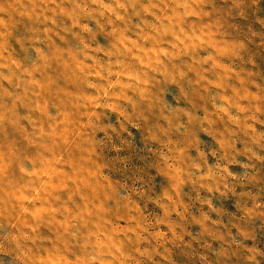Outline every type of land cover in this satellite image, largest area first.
Wrapping results in <instances>:
<instances>
[{
	"label": "clouds",
	"instance_id": "obj_1",
	"mask_svg": "<svg viewBox=\"0 0 264 264\" xmlns=\"http://www.w3.org/2000/svg\"><path fill=\"white\" fill-rule=\"evenodd\" d=\"M202 2L10 0L0 4V28L8 29L10 21L5 17L12 11L29 20L34 19L42 26L38 29L42 38L36 36L31 41L43 45L33 48L39 60L45 67L58 61L62 69L70 70L67 79L76 81L66 84L65 80H60V90L52 95L50 83H41L34 76L40 72V65L25 67L5 44L0 43V109L6 108L5 100L11 101V106L7 107V113L14 117L11 123L15 125L24 120L33 129L32 134L25 137L27 148L33 154L21 156L17 145L0 144V181L15 164L25 182L19 184L11 196L20 202L23 212L33 221L26 224L29 233L21 239L27 247L18 246V258L26 259L29 264H126L127 261L140 264L138 258L152 259L153 254L166 260L160 252L164 246L160 242L168 238L169 233L176 235L173 217L183 218L188 213L190 205L186 197L191 200L194 194L201 207L206 205L216 211L212 194H224L229 189V181L239 179L227 160L229 151L236 148L235 137L246 134L253 145L264 139V133L257 128V125L264 127V119L243 104H233L227 95L221 97L223 104L212 105L209 114L201 116L197 112L184 111L183 119L175 117L174 125L166 119L164 122L171 125L168 131L174 135L153 140L143 153L148 159L138 165L143 168L139 175L129 172L122 179L111 174L108 168L99 167L102 141L105 135L116 131L112 122L124 117L128 112L125 105H133L134 97L147 93L153 74L164 77L169 73L170 64L185 58L193 63L216 62L211 53L203 51L200 61L195 59L196 51L208 45L210 40L208 26L198 28L195 25L201 17L198 6ZM130 10L132 16L140 20L133 26L135 30L129 27L132 24ZM58 17L64 18L66 23L58 24ZM144 17H151L155 23ZM84 19H91L102 31L105 25L100 20H107L106 34L111 42L104 41L89 23H82ZM185 20L192 24L185 27ZM7 34L0 32V38ZM49 45L53 49L52 55L45 51ZM211 51L218 49L212 45ZM232 72L235 74V70ZM50 97L55 101L51 110ZM17 105L27 109L28 114L18 116ZM232 108H237L239 114H234ZM102 117L108 123L99 127L95 136L90 135L89 130L96 129ZM4 118L0 113V122ZM216 120L225 121L224 126L218 127ZM137 133L138 129L133 126L130 134ZM73 138L83 157L84 171L78 173H73L63 163V154L53 151L54 145H68ZM248 152L254 159L264 161L253 147H249ZM111 154L106 148L103 150L104 156ZM156 157L163 175L157 167H148ZM93 172L122 180L123 207L129 211L127 225L121 219L117 228L106 217L95 215L101 205L97 202L99 197L91 195V191L100 181ZM70 174L74 178H70ZM162 184L167 185L164 190H161ZM73 189L81 192L77 199L84 201L83 208L76 211L59 195ZM85 191L88 196L83 195ZM153 209L157 214L150 218ZM201 215V225L211 220L213 224L226 226L223 220H212L207 212ZM41 221L51 226V236H40ZM162 228H167L168 232ZM154 242L156 247H143ZM126 244L132 245L130 251H125ZM73 247L82 251L73 252ZM0 254H7L2 245Z\"/></svg>",
	"mask_w": 264,
	"mask_h": 264
},
{
	"label": "rangeland",
	"instance_id": "obj_2",
	"mask_svg": "<svg viewBox=\"0 0 264 264\" xmlns=\"http://www.w3.org/2000/svg\"><path fill=\"white\" fill-rule=\"evenodd\" d=\"M9 2L10 0H0V4ZM147 2L148 0H141V3ZM136 7L139 9L140 5ZM160 7L163 8V5ZM198 10H201V17L195 21V25L198 28L207 25L210 40L208 45L196 51L195 59L200 61L203 51L211 53L216 62L193 63L185 58L170 64L168 75L164 77L152 75V83L147 93L134 97L133 105H125L128 112L124 117H118V122H112L116 131L105 135L102 141L99 167L108 168L111 174L119 175L123 179L129 172L137 175L142 173L143 168L138 165L148 159L143 153L147 152L153 140H162L165 135H174L168 131L171 125L164 122L166 119L171 120L174 125L177 122L175 117L183 119L184 111L197 112L201 116L209 114L213 104H223L222 96L227 95L233 104H243L245 108L264 119V0H203ZM204 13L210 15L205 16ZM129 16L132 19L129 27L140 23L139 18L132 16L131 10ZM5 18L10 21L8 29L0 28V32L8 34L0 38V43L5 44L11 54L25 67L40 65V72L34 73V76L41 83H50L49 92L52 95L60 90L58 83L60 80H65L66 84L76 83L67 79L71 74L70 70L62 69L58 66V61H52L45 67L43 61H40L33 51L34 47H43L41 44L31 42L36 36L42 38L41 32L38 31L42 26L38 22L17 15L14 11ZM144 18L155 23L151 17ZM57 22L66 23L62 17H58ZM81 22L89 23L93 31L102 36L104 41L111 42V38L106 34L107 20H100V23L105 25L104 31L91 19H84ZM183 23L188 27L192 21L185 20ZM212 45H215L218 51L212 52ZM45 51L52 55V46L49 45ZM232 70H235V74ZM4 103L6 108L0 109V113L5 116L0 122V144L17 145L21 156L33 154L29 152L25 143V137L30 136L33 129L24 120L12 124L11 120L14 117L7 113L11 101L5 100ZM54 103L50 97V110ZM231 110L234 114H239L237 108ZM27 114V109L17 105L18 116ZM105 123L108 121L102 117L97 128L89 130L90 135L95 136L99 127ZM215 124L222 128L225 121L216 120ZM133 126L138 129L136 135L130 134ZM257 128L260 133H264V127L257 125ZM95 138L99 141L98 136ZM235 140L236 148L229 151L227 160L231 171L239 179L230 180L229 189L224 194H212L216 211H211L206 205L201 207L195 201L194 194L191 200L186 197V202L190 205L188 213L183 218L173 217L177 225L176 235L172 236L169 233V237L160 242L164 245L160 252L167 259L160 260L153 254L152 259L138 258L140 264H264V161L254 159L248 152V148L253 147L258 155L264 157V139L253 145L246 134H240ZM105 148L112 153L110 156L103 155ZM53 151L65 156L63 163L68 165L73 173L84 171L81 164L83 157L79 155V144L75 138L68 145H54ZM93 164L95 165V161ZM148 167H157L163 175L158 157ZM93 175L100 181L91 191V195L99 197L97 202L101 205L95 215L106 217L117 228L120 227L121 219L127 225L129 211L123 207L125 201L122 180H115L98 172H93ZM70 178L74 177L70 174ZM24 182L15 164L8 171L6 178L0 181V245L3 246V252L7 253L0 254V264H29L26 259L18 258L20 256L18 246L27 247L25 240L21 238L25 233H29L26 224L33 221L31 216L23 212L20 202L11 196L18 185ZM166 186L160 185L161 190ZM59 195L62 201H69L73 211L84 206V201L77 199L81 192L76 189ZM83 195L88 196L89 193L85 191ZM203 212H207L212 220H223L226 226L213 224L211 220L201 225L199 221ZM156 214V210L153 209L149 217ZM162 230L168 232L167 228ZM39 234L42 238L51 236V226L41 221ZM156 246L154 242L143 247ZM131 248L132 245L126 244L125 251H130ZM81 251L73 247V252ZM126 264H133V261H127Z\"/></svg>",
	"mask_w": 264,
	"mask_h": 264
}]
</instances>
